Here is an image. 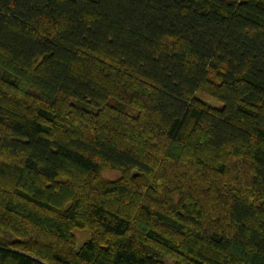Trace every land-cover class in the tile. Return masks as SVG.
<instances>
[{
  "label": "trees",
  "instance_id": "obj_1",
  "mask_svg": "<svg viewBox=\"0 0 264 264\" xmlns=\"http://www.w3.org/2000/svg\"><path fill=\"white\" fill-rule=\"evenodd\" d=\"M0 264H264V0H0Z\"/></svg>",
  "mask_w": 264,
  "mask_h": 264
},
{
  "label": "rangeland",
  "instance_id": "obj_2",
  "mask_svg": "<svg viewBox=\"0 0 264 264\" xmlns=\"http://www.w3.org/2000/svg\"><path fill=\"white\" fill-rule=\"evenodd\" d=\"M196 95L202 99H204L205 101H208L210 103H213V104H218L219 101H217V99H215L214 97L206 94V93H203V92H200V91H197L196 92ZM103 174L107 177H114L116 176L118 173L114 170H106L103 172ZM88 231L85 230V229H80V230H75V234L77 236V239L79 242L83 241L85 238H87L88 236Z\"/></svg>",
  "mask_w": 264,
  "mask_h": 264
}]
</instances>
